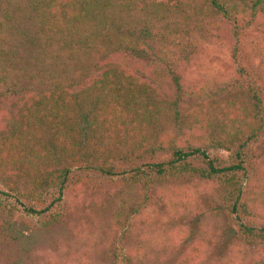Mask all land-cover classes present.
<instances>
[{
    "label": "trees",
    "instance_id": "obj_1",
    "mask_svg": "<svg viewBox=\"0 0 264 264\" xmlns=\"http://www.w3.org/2000/svg\"><path fill=\"white\" fill-rule=\"evenodd\" d=\"M25 11L38 25L26 54L0 36L5 223L61 224L78 186L127 190L137 211L155 188L189 179L211 186L236 243L264 251V211L245 193L264 140V0H32ZM202 44L225 47L232 71L197 65L186 85L178 67ZM46 57L47 74L20 86ZM58 60L79 71L60 73Z\"/></svg>",
    "mask_w": 264,
    "mask_h": 264
},
{
    "label": "rangeland",
    "instance_id": "obj_2",
    "mask_svg": "<svg viewBox=\"0 0 264 264\" xmlns=\"http://www.w3.org/2000/svg\"><path fill=\"white\" fill-rule=\"evenodd\" d=\"M30 1L1 0L0 10L8 7L11 14L5 26L0 18L4 48L14 51L15 46H20L19 51L25 53L27 40L38 35V25L30 28L28 23L32 20L28 22L23 16ZM139 56L144 59L143 54ZM90 58L95 64L103 60L101 54ZM142 59L140 64H145ZM61 60L55 67L60 73L79 71L74 70L76 63L67 66ZM202 64L221 74L232 71L225 47L202 44L178 67L186 85L193 82L197 76L195 68ZM38 65L36 69L25 68L19 75L20 86L32 83L28 78L32 73L40 77L47 74L48 57L45 62L38 61ZM8 102L0 103V113L8 109ZM254 153L245 193L249 204L262 213L264 140ZM133 200L136 196L115 185L78 186L65 195V217L59 225L26 229L16 221H8L7 225V220L0 217V264H250V260L264 264V251L257 254L234 241L233 229L211 186L205 182H169L149 192L144 208L137 211Z\"/></svg>",
    "mask_w": 264,
    "mask_h": 264
}]
</instances>
